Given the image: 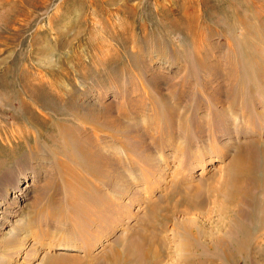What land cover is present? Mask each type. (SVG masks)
I'll use <instances>...</instances> for the list:
<instances>
[{"label": "rangeland", "instance_id": "1", "mask_svg": "<svg viewBox=\"0 0 264 264\" xmlns=\"http://www.w3.org/2000/svg\"><path fill=\"white\" fill-rule=\"evenodd\" d=\"M205 1L0 0V264H109L173 182L264 144V53Z\"/></svg>", "mask_w": 264, "mask_h": 264}, {"label": "bare ground", "instance_id": "2", "mask_svg": "<svg viewBox=\"0 0 264 264\" xmlns=\"http://www.w3.org/2000/svg\"><path fill=\"white\" fill-rule=\"evenodd\" d=\"M242 7L246 12L242 11ZM218 8L230 19V22L226 24L220 22V28L222 27L225 32L238 30L247 35L243 47L252 49L256 54L264 53L262 46H259V44L264 45V3L257 6L254 0H241L239 3L229 0L228 7L220 4ZM185 20L189 27L193 26L191 18L185 17ZM252 20H257V23H251ZM215 21L219 22L218 19ZM189 39L197 44L200 41L196 35H190ZM229 48L233 52V47L229 46ZM204 50H210V47L205 45L203 49L197 46L195 49L197 57ZM7 99L10 101L9 98ZM28 99L35 102L39 108V104L47 105L45 99L50 98ZM58 99L61 98H55L56 101H59ZM20 100L24 110V98ZM35 103L34 106H36ZM48 103L52 105L51 102ZM227 126L225 125L229 131ZM40 133L43 136V133ZM185 134L187 138L193 135L189 131ZM24 135L20 134L15 138L21 141L24 140ZM259 140L264 142L263 135ZM244 141L243 149L225 163L222 170L219 169L221 173L215 172L207 177L218 182L217 185L210 183L208 196L204 191L207 179L199 178L198 182L190 183L191 177L187 173L181 177V180L187 181V184L173 182L171 190L167 187L161 197L149 201L144 217L141 218L140 223L138 222L139 225L132 229L133 233L120 238L119 244L123 249L114 251V256L111 255L113 259L109 264H166L167 262L169 264V258L178 254L171 251L167 242L169 240L175 242L176 239L178 243L175 244L181 251L177 259L180 262L170 264H219L223 261L224 264H264V144L260 145L256 141L253 143V140ZM193 158L194 155L189 150L185 157L186 162L194 163ZM208 202H212V206L209 205V211L215 212L217 210L215 208L219 207V217L222 215L221 220L223 217L226 227L224 224L221 228L220 224L223 223H220L218 228V222L216 225L209 222L212 218L206 214L208 212L203 213ZM192 211H195L196 215L192 216ZM205 221H208L209 225H206ZM220 231L224 233L219 234ZM72 246V244H63L58 248L68 249ZM72 258L73 264H80L77 261L78 258ZM59 259L65 258L62 256L54 261L57 260V264H65Z\"/></svg>", "mask_w": 264, "mask_h": 264}]
</instances>
